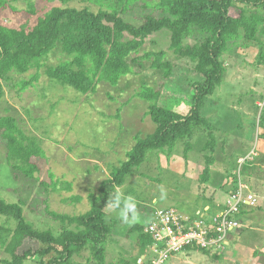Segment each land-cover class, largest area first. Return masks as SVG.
I'll return each instance as SVG.
<instances>
[{"label": "rangeland", "instance_id": "1", "mask_svg": "<svg viewBox=\"0 0 264 264\" xmlns=\"http://www.w3.org/2000/svg\"><path fill=\"white\" fill-rule=\"evenodd\" d=\"M120 1L73 0L69 6H90L95 11L112 12L127 5H119ZM5 2L6 8L0 7V24L15 29H28L36 23V18L29 15L30 4L43 13L61 5L44 0ZM145 2L151 6L146 7ZM156 3L157 0H135L128 3L127 12L121 13L128 21L140 25L144 15L159 14L153 9ZM259 11L264 13L262 9ZM170 42V33L161 31L152 35L144 49L167 53L174 67L169 81L150 70L148 64L146 71L123 78L117 86L100 83L94 92L86 95L54 84L44 70L40 71L39 81L24 91L20 90V81L31 79L36 69L24 75L13 74L9 83L0 80L5 94L0 117L16 118L22 131L34 137L44 150L45 157L38 160L41 168L38 179L51 183L53 174L54 180H59L57 191L49 187V192L38 180L16 181L6 163V147L0 142V197L8 203H23L24 216L34 228L51 230L58 235L61 224L48 211L79 216L91 210L90 195L99 193L100 184L109 177L112 166L126 159L137 137L146 138L155 132L156 125L147 115L149 104L136 96L142 85L158 88L164 84L159 106L183 115L189 113L190 95L184 88L196 80L193 63L176 56L169 48ZM242 43L246 46L235 47L225 55L224 83L207 100L204 109V114L218 122L222 131L217 134L211 181L203 185L199 182L205 168L203 149L208 141L207 132L200 127L195 129L194 146L186 160L185 142L181 141L170 157L165 153L150 155L119 189L123 197H127L126 192L133 191L131 197L141 203L174 209L182 216L204 211L206 204L212 207V215L219 213L234 190V181L243 182L256 195L257 206L243 209L246 217L239 218L240 228L230 233L227 250L211 251L221 261L203 252L182 251L174 254L166 264H264V161H260L264 158V65H258L259 53L264 50V37L258 44L244 40ZM64 59L60 50H56L48 57L46 65L55 66ZM75 196L82 200L70 201ZM106 210L109 222L120 220L106 246L107 264L134 263L137 258L139 263L146 264L149 255L140 254L139 233L130 232L136 221L125 223L118 215L119 209ZM144 216V222L152 219L149 213ZM16 226L13 218L0 215V228L13 232ZM74 228L75 225L70 227ZM38 247L37 242L27 240L19 253L27 249L35 251ZM89 256L85 252L74 262L90 264L87 262ZM3 260L9 261L11 256L0 246V264H5ZM24 264L42 263L39 257H31Z\"/></svg>", "mask_w": 264, "mask_h": 264}, {"label": "trees", "instance_id": "2", "mask_svg": "<svg viewBox=\"0 0 264 264\" xmlns=\"http://www.w3.org/2000/svg\"><path fill=\"white\" fill-rule=\"evenodd\" d=\"M44 1L61 5L43 13L30 4L29 15L36 18L32 27L15 29L0 24V80L9 83L13 74L24 75L32 69L37 70L31 79L20 81L22 91L39 81L41 70L54 84L71 87L83 95L94 92L100 83L117 86L123 78L146 71L147 64L150 70L169 81L174 67L167 59V53L144 51L152 35L161 31L170 33L169 48L179 58L191 61L196 75V80L184 88L190 95L191 104L186 115L159 106L164 84L158 88L142 85L136 96L149 104L147 115L156 125L155 132L146 138L137 137L135 145L126 153V159L120 165L112 166L109 177L100 184L99 193L90 195L93 200L91 210L79 216L48 211L61 224L58 235L51 230L40 231L29 224L24 216L23 203H8L0 197V215L17 222L13 232L0 228V246L5 247L11 256V260H3V263L24 264L31 257H39L42 264H81L74 262L76 257L88 252L87 262L90 264H107L106 246L120 220L108 221L106 205L112 194L125 185L128 177L139 170L150 155L165 153L170 157L177 144L184 141L186 160L194 146L195 129L204 127L208 141L203 149L205 168L199 182L203 185L211 181L217 134L222 131L218 122L204 114L206 102L224 83L227 73L225 55L235 47L246 46L243 40L258 44L264 37V13L259 11L264 10V0H157L153 9L159 14L144 15L140 25L128 21L121 13L127 12L128 3L135 0H121L119 5H127L112 12L95 11L90 6L71 7L69 4L73 0ZM145 6L151 5L145 2ZM0 7L6 8L5 0H0ZM248 7L252 10L249 11ZM56 50H60L66 59L55 66H47L48 57ZM258 65H264V50L259 53ZM4 95L0 85V105ZM2 141L6 147V163L16 181L38 180L47 192L49 187L57 191L59 180L55 181L53 174L51 183L38 179L37 174L41 171L38 160L45 157V152L34 137L22 131L16 118L0 117ZM236 183L234 181V190ZM132 193L126 192V196H132ZM81 200L80 196L70 199ZM134 201L138 218L130 232L139 233L140 254L144 255L154 243L145 232L150 221L144 222V215L149 213L153 217L155 206H147L145 201L141 203L136 198ZM239 217L240 214L238 220ZM196 218V215L192 217ZM73 225L75 228L70 229ZM27 240L37 242L38 249L19 253ZM186 251L203 252L221 261L205 249L189 247ZM151 260L149 255L146 264H151ZM122 262L142 264L138 258L134 263Z\"/></svg>", "mask_w": 264, "mask_h": 264}, {"label": "built area", "instance_id": "3", "mask_svg": "<svg viewBox=\"0 0 264 264\" xmlns=\"http://www.w3.org/2000/svg\"><path fill=\"white\" fill-rule=\"evenodd\" d=\"M243 162V161H242ZM258 199L243 182L230 193L225 207L217 214L197 211L198 218L182 216L174 209L155 208L145 232L154 243L149 246L151 264H166L174 255L187 248L198 247L208 251L224 252L231 232L241 226L237 216L246 206H257ZM243 208V209H242Z\"/></svg>", "mask_w": 264, "mask_h": 264}, {"label": "clouds", "instance_id": "4", "mask_svg": "<svg viewBox=\"0 0 264 264\" xmlns=\"http://www.w3.org/2000/svg\"><path fill=\"white\" fill-rule=\"evenodd\" d=\"M162 195H163V190H162ZM219 207H222V206H219ZM106 208L111 209V210L119 209L118 215L125 223H134L138 218L137 217V207H136L134 198L131 196L122 197L119 189H117L112 194V196L109 198ZM129 214H131V218Z\"/></svg>", "mask_w": 264, "mask_h": 264}, {"label": "crops", "instance_id": "5", "mask_svg": "<svg viewBox=\"0 0 264 264\" xmlns=\"http://www.w3.org/2000/svg\"><path fill=\"white\" fill-rule=\"evenodd\" d=\"M209 208H210V206H206V207H205V210H208ZM211 208H212V207H211ZM198 211H199V210H198ZM196 214H197V213H195L194 215H196ZM215 214H216V213H215ZM194 215H193V216H194ZM193 216H190V217H193ZM242 217H246L245 212H244L242 215L240 214V217H239V218H242ZM229 244H230V242H229ZM229 244H228V246H229ZM226 250H227V248H226Z\"/></svg>", "mask_w": 264, "mask_h": 264}]
</instances>
